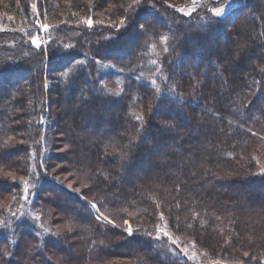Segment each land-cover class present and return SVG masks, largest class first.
<instances>
[{"label":"trees","instance_id":"1","mask_svg":"<svg viewBox=\"0 0 264 264\" xmlns=\"http://www.w3.org/2000/svg\"><path fill=\"white\" fill-rule=\"evenodd\" d=\"M225 2L0 0V264H264V0Z\"/></svg>","mask_w":264,"mask_h":264},{"label":"snow or ice","instance_id":"2","mask_svg":"<svg viewBox=\"0 0 264 264\" xmlns=\"http://www.w3.org/2000/svg\"><path fill=\"white\" fill-rule=\"evenodd\" d=\"M134 2H135V4H140V3H141V0H134ZM195 2H196V0H193V4H195ZM33 7H35V6H33ZM176 11L181 12V13H184V14H188V15H190V13H187L186 10L183 9V8H178V9H176ZM223 13H224V9H223L222 7H217V8H215V9L213 10V12H212V14H213L215 17H221V16L223 15ZM124 22H125L124 20H121V21H120V24L122 25V24H124ZM85 23H87V25H88L89 27H92V20H91V19L86 20ZM139 28H140V30L143 31V30L145 29V25H144V24H140V25H139ZM43 29H44L45 31H47V30H48V26H47V25H43ZM161 39H162L165 43H167V39H168L167 37H161ZM32 43H33L36 47H40V44L38 43V38H33ZM167 50H168L167 48L164 49V51H167ZM262 71H264V69H262ZM64 75L66 76L67 73H64ZM170 91H174V89H170ZM137 119L142 121V117H137ZM161 126H162L163 128H165V129H168V130H174V129H175V124H174V122H170V121H163L162 124H161ZM25 184H27L26 181H25ZM25 192H27V189H26V188H25ZM25 199H26V196H25ZM91 208H92V209H96V208H97L96 204H95V203H91ZM97 211H98V210H97ZM38 218H39V217H37V219H38ZM96 220H97V221H101V217H100L99 214L96 215ZM104 220H106L108 224L113 225V227H116V225L113 223V221H112L111 219H108L107 216L104 217ZM101 222H103V221H101ZM123 224H124V225H127V227L124 229V231L127 232L128 236H132V235H133V229H132L131 225L129 224V222H128L127 220H124V221H123ZM66 227L68 228L69 231H71V225H66ZM164 235H165V236H168V239L171 240L172 243H175V242H176L175 240L172 239L171 236L168 235V233L165 232ZM155 239L159 240V239H160V236H156Z\"/></svg>","mask_w":264,"mask_h":264},{"label":"rangeland","instance_id":"3","mask_svg":"<svg viewBox=\"0 0 264 264\" xmlns=\"http://www.w3.org/2000/svg\"><path fill=\"white\" fill-rule=\"evenodd\" d=\"M172 4L174 6V3H172ZM235 5L236 4L233 2V0H226V2L220 6L224 9V13L222 16H224L228 12H230L232 10V8L235 7ZM101 69H102L103 74L105 73V75H103V77H105L106 80H102V84L105 86V89L112 94H115V95L120 94L121 90H120L119 84H120L121 76H119L117 71L113 70L112 68H110L107 65H103L101 67ZM249 192H251V190H249ZM251 194H252V192H251ZM96 215H98V214H96ZM101 219H102V217H101ZM125 226L127 227V225H125Z\"/></svg>","mask_w":264,"mask_h":264}]
</instances>
